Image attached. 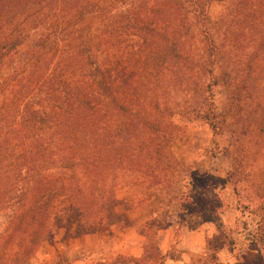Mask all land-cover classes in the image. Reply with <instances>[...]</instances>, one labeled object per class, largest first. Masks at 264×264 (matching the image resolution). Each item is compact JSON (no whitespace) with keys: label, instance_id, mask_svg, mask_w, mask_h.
<instances>
[{"label":"trees","instance_id":"16d2710c","mask_svg":"<svg viewBox=\"0 0 264 264\" xmlns=\"http://www.w3.org/2000/svg\"><path fill=\"white\" fill-rule=\"evenodd\" d=\"M261 65L264 0H0V264H31L57 229L96 231L114 216L124 176L146 199L178 205L181 219L200 208L216 229L208 248L221 250L219 205L201 204L205 187L184 193L172 181L183 165L171 145L180 121L201 120L230 134V158L246 100V130L264 135ZM153 224L141 256L92 264L175 260ZM251 252L243 264H264Z\"/></svg>","mask_w":264,"mask_h":264},{"label":"rangeland","instance_id":"374dc122","mask_svg":"<svg viewBox=\"0 0 264 264\" xmlns=\"http://www.w3.org/2000/svg\"><path fill=\"white\" fill-rule=\"evenodd\" d=\"M221 11L217 6L212 14L216 16ZM263 68L261 65L260 69ZM226 102L224 88H215L216 110L221 112ZM254 108L251 100L241 105L235 119L240 125L236 130L240 140L231 148L230 158L224 157L230 134L213 133L201 120L180 121L182 130H176L177 136L171 145L176 159L183 165L172 181L180 180L178 184L184 193H188L189 183L200 185L198 189L205 187L206 196L201 204L205 206L208 201L216 208L219 205L224 225L220 239L225 243L221 250L213 252V245L208 248L207 239L216 234V229L204 222L200 208L194 215L185 214L181 219L178 205L161 200L157 193L152 194V199H146L142 188L134 187L131 185L134 180L124 176V185L116 190L114 216L96 231L81 236L65 238L64 229L55 230L52 241L42 243L31 264H59L61 260L68 264H92L111 261L120 255L139 257L152 222L151 232L160 249L175 257L171 264H243V257L252 249L251 253H259L264 262V148L256 145L264 135L253 123L246 130L248 115L253 114ZM230 172L235 175L226 181ZM5 225L6 219L1 217L0 233Z\"/></svg>","mask_w":264,"mask_h":264},{"label":"crops","instance_id":"0c3cea01","mask_svg":"<svg viewBox=\"0 0 264 264\" xmlns=\"http://www.w3.org/2000/svg\"><path fill=\"white\" fill-rule=\"evenodd\" d=\"M172 263V261H168L166 264H171Z\"/></svg>","mask_w":264,"mask_h":264}]
</instances>
